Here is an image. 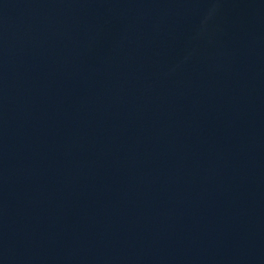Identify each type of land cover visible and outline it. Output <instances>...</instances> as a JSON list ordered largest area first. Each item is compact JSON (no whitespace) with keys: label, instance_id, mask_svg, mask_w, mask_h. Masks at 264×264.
I'll use <instances>...</instances> for the list:
<instances>
[{"label":"water","instance_id":"water-1","mask_svg":"<svg viewBox=\"0 0 264 264\" xmlns=\"http://www.w3.org/2000/svg\"><path fill=\"white\" fill-rule=\"evenodd\" d=\"M0 264H264V0H0Z\"/></svg>","mask_w":264,"mask_h":264}]
</instances>
